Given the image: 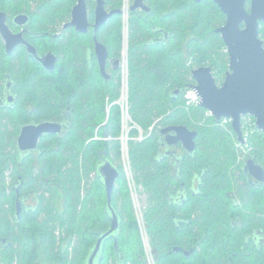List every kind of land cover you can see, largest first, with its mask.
<instances>
[{
    "label": "trees",
    "instance_id": "obj_1",
    "mask_svg": "<svg viewBox=\"0 0 264 264\" xmlns=\"http://www.w3.org/2000/svg\"><path fill=\"white\" fill-rule=\"evenodd\" d=\"M76 1L0 0V11L10 15L26 12L33 2L38 9L36 18L46 19L40 24H56L70 17ZM104 1L107 10L123 9V0ZM143 1L151 12H131L129 17L128 103L138 129L130 132L128 147L135 182L148 196L144 217L155 262L264 264L263 253L253 251L246 256L241 251L243 232H264V184L249 183L245 163L238 162L237 135L231 126L222 128L200 106L184 107L185 92L195 84L194 69L211 67L218 85L226 78L229 55L216 30L227 17L212 0ZM93 2L87 0L92 21ZM261 26L264 40V24ZM122 31L123 14L113 15L99 31L98 40L108 48L110 59L122 60ZM74 34L72 47L64 36L54 42L44 37L39 40L40 50L51 47L48 43L52 41L59 54L62 68L52 73L23 52L9 59L0 40V81L10 72L19 83L20 115H26L23 106L29 101L49 121L71 109L67 134L41 142L47 149L39 161L44 175L34 172V158L24 165L30 173L25 190L41 196L37 211L24 217L20 225L14 216L16 193L6 180V173L14 172L18 165V112L0 111V239L7 241L0 243V264H41V254L48 264H87L99 238L112 225L107 192L98 172L104 161L120 172L112 197L120 227L117 241L113 237L104 241L99 264L111 260L115 264H148L126 174L119 164L121 70L109 71V81L97 67L89 70L82 45L93 41ZM73 56L67 67V58ZM170 126H186L198 133L195 153L183 148L180 154L164 152L161 130ZM139 130L142 140L137 138ZM247 144L251 149L247 160L253 158L264 167V132L255 128ZM92 175L95 181L84 197V185ZM234 223L243 224V229L234 228ZM174 247L195 251L187 259L183 253L172 252Z\"/></svg>",
    "mask_w": 264,
    "mask_h": 264
},
{
    "label": "water",
    "instance_id": "obj_2",
    "mask_svg": "<svg viewBox=\"0 0 264 264\" xmlns=\"http://www.w3.org/2000/svg\"><path fill=\"white\" fill-rule=\"evenodd\" d=\"M201 3L204 0H194ZM227 17L225 25L216 30L220 34L229 55V70L221 85H218L211 67H201L192 71L195 88L201 98L199 104L211 113L217 123L223 119H232V128L238 141L245 143L242 130V117L250 116L255 119L256 127L264 132V40L260 35L261 24H264V0H250V11L247 10L248 0H212ZM94 41L95 54L97 56L100 73L104 80L109 81L111 75L107 71V62L110 57L108 48L97 39L100 28L115 14H123V9L108 12L104 0L95 1ZM131 12L143 11L150 13L151 9L143 0H135ZM7 14L0 13V32L7 42V52L11 54L13 49L21 43H26L23 34L13 35L6 25ZM22 25L28 22V16L20 15L15 20ZM66 27H75L82 34H86L90 28L88 7L86 0H78L72 11V21ZM29 53L34 56L48 71H54L57 58L52 53L44 57L37 54V50L28 45ZM117 65L114 69L121 68L122 60H114ZM61 127L57 123L46 122L40 125L24 127L18 144L23 151L35 149L38 140L43 135L59 133ZM166 136L165 142L170 146L182 145L183 149L193 154L196 151V139L198 133L186 126H170L161 130ZM243 170L248 179L253 178L259 184L264 183V167L255 162L253 158L246 161ZM107 192L108 208L112 216L111 228L98 240L87 264H99L101 251L106 239L113 237L116 240L120 221L112 206L113 192L120 178V172L110 161L101 163L98 169ZM117 241V240H116ZM117 247V242H116ZM175 252H181V248H175ZM187 255L189 252L186 253Z\"/></svg>",
    "mask_w": 264,
    "mask_h": 264
},
{
    "label": "flooded vegetation",
    "instance_id": "obj_3",
    "mask_svg": "<svg viewBox=\"0 0 264 264\" xmlns=\"http://www.w3.org/2000/svg\"><path fill=\"white\" fill-rule=\"evenodd\" d=\"M95 1L96 0H94V2H93L94 3L93 21L91 20V15H90L91 11H90L88 4H87L90 28H89L88 33H86V34H82V33L78 32L75 27H66V25L68 23H70V21H72V11H73V8L78 3V0L76 1V3L73 5V7L71 9L70 17L67 18L66 20H64L63 22L61 21V22H58L56 24H51V23H45V24L41 23L40 24L39 21L44 20L46 22V19L36 18L35 15H37L38 9H37V4H35L33 2H31L32 7L31 8L29 7V9L26 12H18V13H15L13 15H10L5 10L0 11V13L5 12L7 14L6 25L8 26L11 33L13 35L23 34V39L26 42V43H21L18 46H16L13 49V52L11 54H8L7 42L0 32V40H1V43L3 46L2 49L4 50L5 55H7V57H9V59H10L11 57L15 56V54H17V52H23L25 55H29L31 58H33L39 64L41 69H44L45 71H47L49 73H52V72H55L57 69L62 68L59 66V64H60L59 54L53 50L54 49V44H53L54 40L64 36V38H68L66 43L72 42L71 39H72L73 35H75L74 33H76V34L81 35V36H88L89 37L88 39H91L93 41L92 42L93 45L91 43L87 46H86V44L82 45V47L84 48V52H85V58H86L85 60L87 62V66H88L89 70H94L97 67L98 70L100 71V65H99L97 56L95 54V41H94V28H93V25L95 24V21H96V18H95V7H96ZM133 1H135V0H133ZM86 2H87V0H86ZM247 10L250 11V0H248V3H247ZM107 11L110 12V10H107ZM139 11H141V10H139ZM20 15L28 16V22L25 24H22V25L16 23L15 20ZM40 25H42V26H40ZM98 34H99V32H98ZM39 37H41V38H39ZM43 37L46 39L47 38L52 39L53 42L50 41L51 43H48V46H51V47H46L45 50H43V49L40 50L38 48L39 40H42ZM97 39H98V35H97ZM27 44L33 46L37 50V54L40 57H44L49 53H52L53 55H55L57 58V62H56L54 71H48L47 69H45L44 66L41 63H39L38 60L29 53ZM73 45H74V43L71 45V47ZM73 59H74V56L67 58V65H68L67 67L70 66L69 65L70 61ZM114 60H119V59H110V57H109V60L107 62L108 74H110L109 71L115 70L114 68L117 66L113 63ZM5 68L8 69L9 67L6 66ZM5 72H6V70H5ZM194 85H196V83ZM20 93H21V91L19 88V83L16 81V78L14 76H12L10 74V72H6L3 75V79L0 81V111L11 110L14 112H18L17 113V122H16V125L18 126V134L15 138V148H16L15 154L17 156L18 165L16 166V169L14 171L15 174L13 171L6 173L7 183L12 184L13 190L16 193L15 215L14 216H15L16 224H18V225L21 224L22 219L24 217L30 218L37 211L38 206L40 204L39 198L41 196L40 193H37L34 190H29V191L25 190V183L30 181V178H29L30 173L24 165L28 162V160L30 158H34L35 162L32 166L34 172L36 174H39L42 176L44 175V171H43L41 165L39 164V161L41 160V158L43 157V153L46 152L47 149L42 148L41 142L44 139H47L50 137H55V136L63 138L67 134L69 126H70L69 112L71 111V109L68 107L65 109V111L63 112L62 117L60 119H58L56 121H52V120L49 121V120H46V118H42L41 115L39 114L37 106L33 102L29 101V102H25V104L23 106L24 110H26V115L23 117V115H20V112H21L20 110L22 109V107H19ZM46 122H53V123L59 124L61 127L60 132L56 133V134H48V135L46 134V135L41 136L38 140V144H37V147L35 149L23 151L18 144V138L20 137L23 128L27 127V126L40 125V124H43ZM163 137H164V152H166L169 155L182 153V148H183L182 145L170 146L165 142L166 136L163 135ZM50 150H52V148ZM43 179L46 182L49 181L45 177H43ZM249 183L252 186L261 185V184L255 182L253 178L249 179ZM243 187L245 188L244 185H243ZM196 188H197V185L194 186L193 189L195 190ZM232 226L236 229H239V230L243 229V224L234 223ZM243 236L245 238V244L241 247V251L246 256H250V253H253V251H256V253H254V254H257V253H263L264 254V232L262 230L252 229L250 232L245 231V232H243ZM0 243L2 245H5L7 243V241L5 239L1 238ZM175 248H181V247H174L172 252L183 253L187 259H190L193 255L194 251H195V249L186 250V249L181 248L182 249L181 252H175L174 251ZM187 252H189L188 255L186 254ZM231 262H232L231 260L228 261L229 264H231Z\"/></svg>",
    "mask_w": 264,
    "mask_h": 264
},
{
    "label": "built area",
    "instance_id": "obj_4",
    "mask_svg": "<svg viewBox=\"0 0 264 264\" xmlns=\"http://www.w3.org/2000/svg\"><path fill=\"white\" fill-rule=\"evenodd\" d=\"M123 11H124V13H123L124 29L123 30H124V40L126 43L124 44V51H123L124 53H123V57H122L121 68L123 69L124 77L128 81V27H127V25L129 23V15L127 14V20H126L125 19V17H126L125 16V10L123 9ZM125 91H126V96L124 97ZM200 102H201V98H200L198 91L193 87H189L186 90L185 95H184V107H185V109L189 110L193 107L199 106ZM118 104L121 106V110H122V122H125L126 120H128V121L131 120V117L129 115L128 84H126L125 89L123 88L122 97H121V100L118 102ZM207 115L210 117H213L210 112H207ZM217 124L224 129H228L229 126L232 127V119H223L220 123H217ZM255 128H257L256 127V121L253 122L252 117H250V116L242 117V130H243V136H244L245 143L244 144L240 143L238 141V138H237V148L239 151V154H238V162L239 163L240 162L246 163V161H247V156L251 150L248 147L247 142H248L249 137L253 134ZM124 131H123V135L121 138L122 158L124 161V170H125V174H126L128 182H129L130 188L132 190L133 189L137 190V184L135 182V179H134V176L132 173L131 163H130V158H129L128 141H129L130 131H128L127 134H125ZM142 139H143V135L139 140H142ZM146 253H147L146 257H147L148 264H155L153 252L150 250L149 253H148V251ZM149 256H151L152 259Z\"/></svg>",
    "mask_w": 264,
    "mask_h": 264
},
{
    "label": "rangeland",
    "instance_id": "obj_5",
    "mask_svg": "<svg viewBox=\"0 0 264 264\" xmlns=\"http://www.w3.org/2000/svg\"><path fill=\"white\" fill-rule=\"evenodd\" d=\"M128 3H129V9H128V15L130 17V13H131V10L130 8L132 7L134 1L133 0H128ZM126 0H123V9L126 10ZM128 27V32H129V23L127 25ZM123 29H124V20H123ZM122 35H123V47H124V44L126 43L125 40H124V30L122 31ZM123 51H124V48H123ZM122 51V55H123V52ZM123 57V56H122ZM121 70V78H122V90L123 88L125 89L126 88V84L127 83V80L126 78L124 77L123 75V69L120 68ZM125 81V82H124ZM122 97V95H121ZM121 97H120V100H121ZM109 108L107 109V115H106V120L108 119L109 117ZM138 129V127L131 121V120H126L125 122H122V135H123V131L125 132V134H127L128 131H132L133 129ZM140 132V135L137 137L138 140L142 137V130H139ZM122 135L120 137V140L122 138ZM129 140H130V137H129ZM129 142V141H128ZM123 169H124V161H123V158L121 159V162L119 163ZM125 172V170H124ZM127 178V177H126ZM95 181V177L92 175L89 179V182L87 181V184L86 186L84 185V189L82 191V193L84 194V197H85V194H86V188H91ZM128 181V180H127ZM128 187H129V191H130V197H131V200H132V205H133V208H134V214H135V217H136V220L138 222V225H139V230H140V236H141V240H142V243H143V246H144V250H145V253L148 251V253L150 252V250L153 252L152 250V247H151V244H150V238H149V235L147 233V225H146V220H145V217H144V212L146 211L147 207H148V196L147 194L144 192V189L142 188V186H139L137 185V190L135 189H131L130 188V185H129V182H128ZM240 199V198H238ZM58 236L59 235V232H58ZM76 245V241L74 243H72V248L70 250V253L71 255L73 254V248L75 247ZM147 248V249H146ZM151 255V254H150ZM146 256H147V253H146ZM73 256H71L72 258ZM151 257V256H149ZM153 257H154V253H153ZM71 258L69 259L71 261ZM147 258V257H146ZM152 259V257H151ZM154 263L156 264L155 262V258H154ZM41 264H48L45 262V260L43 259V255L41 254ZM109 264H115V261L111 260V262Z\"/></svg>",
    "mask_w": 264,
    "mask_h": 264
},
{
    "label": "bare ground",
    "instance_id": "obj_6",
    "mask_svg": "<svg viewBox=\"0 0 264 264\" xmlns=\"http://www.w3.org/2000/svg\"><path fill=\"white\" fill-rule=\"evenodd\" d=\"M125 6H126V10H125V19L127 20V14H128V9H129V3H128V0H126V4H125ZM126 96V91H125V93H124V97Z\"/></svg>",
    "mask_w": 264,
    "mask_h": 264
}]
</instances>
